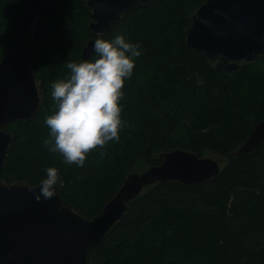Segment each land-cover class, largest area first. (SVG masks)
<instances>
[{
	"label": "trees",
	"instance_id": "16d2710c",
	"mask_svg": "<svg viewBox=\"0 0 264 264\" xmlns=\"http://www.w3.org/2000/svg\"><path fill=\"white\" fill-rule=\"evenodd\" d=\"M86 1L0 0V60L25 52L41 98L31 120L4 127L12 141L0 180L36 186L55 167L61 198L92 218L129 174L158 165L168 151L223 157L203 184L145 187L88 264H264V142L231 156L264 121V56L225 74L189 48L192 16L206 0H155L98 36ZM116 35L139 42L141 52L123 88L120 139L91 150L83 166L66 164L44 145L45 118L57 107L51 84L67 77L69 61L82 60L89 39Z\"/></svg>",
	"mask_w": 264,
	"mask_h": 264
},
{
	"label": "water",
	"instance_id": "95a60500",
	"mask_svg": "<svg viewBox=\"0 0 264 264\" xmlns=\"http://www.w3.org/2000/svg\"><path fill=\"white\" fill-rule=\"evenodd\" d=\"M155 0H87L93 35L109 31L124 15ZM186 45L202 53L222 73L264 56V0H206L192 16ZM94 39L81 51L90 59ZM40 94L25 52L7 53L0 60V170L12 136L4 127L29 121L38 112ZM264 142V121L255 124L245 141L231 153L247 154ZM223 159L200 157L174 149L158 165L129 174L99 214L85 218L60 196L37 199L40 183L32 186L0 180V264H88L90 250L122 220L129 202L145 187L177 182L199 185L215 178Z\"/></svg>",
	"mask_w": 264,
	"mask_h": 264
},
{
	"label": "clouds",
	"instance_id": "9594fccd",
	"mask_svg": "<svg viewBox=\"0 0 264 264\" xmlns=\"http://www.w3.org/2000/svg\"><path fill=\"white\" fill-rule=\"evenodd\" d=\"M93 53L94 59L69 61L67 77L51 84L57 107L45 118L49 134L44 145L52 153L59 152L69 165L83 166L91 150L120 139L124 84L141 55L139 42L123 35L95 39ZM45 173L37 199L52 198L60 181L59 169L48 167Z\"/></svg>",
	"mask_w": 264,
	"mask_h": 264
},
{
	"label": "rangeland",
	"instance_id": "374dc122",
	"mask_svg": "<svg viewBox=\"0 0 264 264\" xmlns=\"http://www.w3.org/2000/svg\"><path fill=\"white\" fill-rule=\"evenodd\" d=\"M33 26H31V29H33L32 28ZM2 59V58H1ZM207 157H210V158H212V159H223L224 160V162H222V164H221V168L223 167V165H224V163L226 162V160H225V158H221V157H218V156H214V155H210V156H207ZM139 173V172H138ZM59 192H60V190H59Z\"/></svg>",
	"mask_w": 264,
	"mask_h": 264
}]
</instances>
